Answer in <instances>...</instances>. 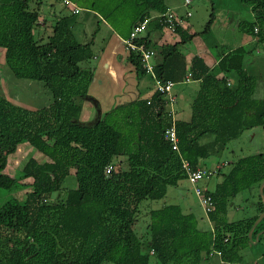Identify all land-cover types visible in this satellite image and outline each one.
Segmentation results:
<instances>
[{"label": "trees", "instance_id": "trees-1", "mask_svg": "<svg viewBox=\"0 0 264 264\" xmlns=\"http://www.w3.org/2000/svg\"><path fill=\"white\" fill-rule=\"evenodd\" d=\"M241 1L253 15L244 31L264 52V0ZM41 5V0H0V68L17 79L42 82L51 96L47 105L28 109L0 94V190L24 189L21 199L14 196L0 205V264H212V248L221 251L223 260L253 264V253L264 246V217L251 234L254 240L263 231L256 242L247 236L263 210L258 186L264 180V151L238 157L227 171H218L220 180L209 189L214 204L205 216L209 226H201L200 217L178 204H164L148 210L141 235L134 229L142 201L162 199L168 186L186 178L181 157L191 167L202 166L243 130H264V97H254L257 78L243 65L248 51L239 46L220 54L214 70L198 56L186 60L179 46L209 32L213 12L199 33L177 27L180 40L173 44L157 47L145 32L135 39L157 53L152 63L156 80L178 84L189 74L198 81L189 119L173 121L178 140L173 151L163 136L172 121L156 89L98 112L93 121L77 122L82 109L77 99L88 98L93 76V36L87 42L76 38L78 13L71 11L52 12L50 33L45 39L36 36ZM118 5L132 9L127 22L100 14L95 5L89 8L111 17L115 29L121 24V38L128 37L136 21L167 9L164 0H117L113 10ZM126 61L137 78L146 74L138 53L128 52ZM21 143L46 156L26 160L20 177L28 182L5 172L8 157ZM70 174L75 185L63 188ZM60 192L61 201L55 199ZM243 192L253 213L229 220V202Z\"/></svg>", "mask_w": 264, "mask_h": 264}, {"label": "rangeland", "instance_id": "rangeland-1", "mask_svg": "<svg viewBox=\"0 0 264 264\" xmlns=\"http://www.w3.org/2000/svg\"><path fill=\"white\" fill-rule=\"evenodd\" d=\"M73 1L82 7L95 5V9L100 14L104 15V13H109V16L114 18L123 17L124 22H127L132 16V9L130 8L129 10V7L126 6L122 7L118 5V7L113 10L112 7L117 3V0H106L108 1L107 3L104 0ZM109 2H111V4H109ZM165 3H175V5L178 6V11H174L179 15H184L186 11H189L191 15L183 20L186 23H189L190 31L198 33L203 30L210 12H213L215 15H218L219 13L222 15L227 14V11H221V8H225L229 11L231 19L238 17L240 20H250V7L244 4L241 0H191L188 6L183 5V0H165ZM41 4L38 19L39 24L35 29V34L36 36H42V38L45 39L51 31V24L54 17L52 12H61L68 15L70 14V9L65 8L61 0H41ZM85 14V11H82L75 15L77 25L75 26L74 31L76 38L81 42H87L93 36L92 50L94 58L90 60L93 76L88 88V98L77 99V103L82 105V109L76 119L79 123L93 121L98 112L101 115L104 111L120 104L121 102L119 100H121L122 97L118 94L122 82H125L123 87L126 91L129 90L128 88L130 87V76L126 65L128 64L126 61L127 51L116 35V33H120L122 25L116 23V26H118L116 30L114 25L110 23L111 20L109 18L111 17L107 18V20L101 16L99 21V19H96L93 15L88 24L82 20V16ZM106 24L110 25L111 29ZM96 28H98L97 32L92 35ZM125 29L126 28H123L122 35L126 34ZM163 29L170 32L165 27H163ZM215 31L219 30L216 29ZM219 32L223 34L221 38L225 37L223 39L228 44L236 40L237 43L241 41L239 31H231V29L228 28L224 32ZM219 32L217 33L218 35ZM217 34L214 37L213 32H207L199 38L200 40H203V42H212L216 53H219L222 47L218 46L221 39ZM168 36L170 35L168 34ZM183 47L184 48H181L182 50L185 48H193V44L188 42L185 43ZM257 54L264 56L262 50ZM253 55L256 54L254 52L248 53L250 61L254 60L253 57H251ZM150 61L153 63L154 58L152 57ZM262 61L264 62V58H262ZM254 67L255 65L252 66V69H254ZM262 75V77L258 76L257 88L254 93V97L256 98L264 97V64ZM182 86L184 87V85ZM182 86L179 85V87ZM192 86L195 88L194 84L189 85V87ZM128 92L123 94V96H129ZM0 94L7 100H10L13 104L28 109H37L45 106L51 98L49 90L43 86L42 82L28 79H17L5 67L2 69L0 68ZM117 96L121 98L118 99L119 97ZM262 151H264V130L259 126H256L243 130L237 138L230 140L226 144V148L220 156H212L202 161L201 165L205 168H213L216 165L225 164L221 168V172H225L230 167L231 162L236 158L256 154ZM30 156H33L39 161H44L46 159V156L30 147L27 143H21L17 146L15 153L8 157L5 172L11 177L20 179L21 182H28L29 179L20 176L21 169ZM121 159L122 157L115 158L114 164H117ZM218 180H220V177L219 175H216L207 183L205 182L203 186L207 189H212ZM74 185L75 179L73 175L70 174L64 179L62 187L70 188ZM23 193L24 189L16 191L0 190V205L5 200L14 196L21 199ZM63 194V192H60L55 199L61 201ZM242 194H244V192L230 200L227 213V218L229 220H237L242 217L250 216L253 213V207L250 200H245ZM164 204H178L184 211H191L196 216L200 217L202 219L200 222L202 224H200L201 226L207 227L210 225L205 219V215L193 194L191 186L185 179H181L176 186L167 187V192L162 199L145 200L141 202L139 206L141 212L134 227L138 235H141L145 230V225L148 221V210L150 208H158ZM260 248L262 250L261 253H253V264H263L264 246L262 245ZM261 256H263V258ZM247 257H249L248 253L244 256V259H247Z\"/></svg>", "mask_w": 264, "mask_h": 264}, {"label": "crops", "instance_id": "crops-1", "mask_svg": "<svg viewBox=\"0 0 264 264\" xmlns=\"http://www.w3.org/2000/svg\"><path fill=\"white\" fill-rule=\"evenodd\" d=\"M71 2L80 8V11L78 12V14L82 11H85L86 14L82 16L83 22L89 24V21H91L92 15L95 16V18L99 19L100 21L101 15L98 12L88 8L89 6L82 7V6L77 5L76 2H74L73 0H71ZM164 5L166 6V8H170L173 11L175 10L176 12L178 11V6L175 5V3L168 4V3H165V0H164ZM222 10H226L227 14L226 15H222L220 13L218 15L214 14V19L210 25L209 32H213V36L215 37L219 31L224 32L226 29L230 28L231 31H239V34L241 35L240 42L237 43V40H236L228 44L223 39L225 37L221 38L223 34L219 32V35L218 34L217 35L220 37L221 40L218 43V46L222 47L219 53H216L212 42H203V40H200L199 37H202L201 35H195L191 39H189L187 42H185V43L189 42L193 44V48H185L182 50L181 48H184L183 45L185 44L183 43L179 46V49L181 50L182 53H184L187 61H189L191 57L193 56H198L209 67V69L214 70L217 68V61L219 59L220 54L226 53L227 51L232 50L236 47L243 46L248 51V53L254 52L256 54V55L251 56L253 57L254 60L250 61L249 59L250 57L248 56V53H247L244 56L243 65L247 73L255 76L258 81V76H261V77L263 76L262 70H263L264 62L262 61V58H264V56L262 55L260 56L259 54H257V53H260L261 48H260V45L256 43L255 37H253L251 34H247L244 31L245 29L244 24L250 23L251 21H253V15H252L251 10H250V20L248 21H245L242 19L240 20L238 17L231 19V17L229 16V11L225 8H221V11ZM154 15L155 14H152L151 16H154ZM106 25L111 29L110 25L108 24ZM189 26H190L189 23L183 22V24L181 25V31L182 32L187 31L189 34L198 33L194 31H190ZM97 29L98 28L94 30L93 32L94 34L97 32ZM216 29L219 31H215ZM145 34L148 35V38L151 44H154L157 47H159L162 44H173L180 40V33L168 32L164 30L163 27L162 28L159 27V25L155 21L150 22L149 26H147L145 30ZM168 34L170 36H168ZM116 35L121 41L122 38L117 33ZM153 58H154V62L158 59L157 53L154 54ZM126 65H127V69H128L129 76H130V87L128 88L129 90L126 91V89L123 87L125 85V82H122L119 88L120 92L118 94L122 97V99L119 100L121 103L133 101L134 99H136L137 96H140V95L144 97L148 96L155 89L153 85L155 79L150 74L146 73L145 75L137 78L135 76L133 66L130 63ZM253 65H255L254 69H252ZM192 84L195 85V88L194 86L189 87V85H192ZM179 85L181 86L184 85V87L183 86L179 87ZM197 86H198V81H192V80H190L189 82H182V83L175 84L174 89H173V92L176 95V102L174 104V118L175 119H182V120L189 119L190 104L193 99ZM126 92H128L129 96L127 95L123 96V94H125ZM121 97H119L118 99H120ZM184 212H187V211L185 210Z\"/></svg>", "mask_w": 264, "mask_h": 264}, {"label": "built area", "instance_id": "built-area-1", "mask_svg": "<svg viewBox=\"0 0 264 264\" xmlns=\"http://www.w3.org/2000/svg\"><path fill=\"white\" fill-rule=\"evenodd\" d=\"M61 2L65 4L72 13H78L80 11V8L72 3L71 0H61ZM190 2L191 0H183V5L188 6ZM190 15V12L186 11L184 15L181 16L175 13L172 9L167 8L163 12L157 13L154 16H145L135 22L131 31L129 32L128 37L122 38V44L127 53L134 52L140 55V59L146 70V73L150 74L154 78L152 72L153 65L150 61L154 55V51L150 48H146L143 43H136L135 39L144 34L149 22L152 20L157 21L170 32H175L177 27H181L183 22H185L183 19L188 18ZM256 30L257 29L254 28V31ZM189 81L190 77L189 74H187L183 82ZM175 84V82L170 80L166 82H160L155 79L154 81V87L156 91L160 92L164 96L165 108L172 121L171 125L164 130V139L170 144L171 150L178 151V140L173 124V121L175 120L174 104L176 102V95L173 92ZM227 84H229V82H227ZM180 163L181 168L186 176V181L191 186L193 194L196 197L203 214L207 216V214L213 210L214 204L212 196L209 193V189L203 186V184L214 178L218 174V171L221 170L222 166L225 164L216 165L213 168H205L202 166L191 167L188 161L182 157L180 158ZM110 169V165L106 166L105 173L108 174ZM208 258L212 264H244L237 261L223 260L221 258V251L213 248L209 251Z\"/></svg>", "mask_w": 264, "mask_h": 264}, {"label": "water", "instance_id": "water-1", "mask_svg": "<svg viewBox=\"0 0 264 264\" xmlns=\"http://www.w3.org/2000/svg\"><path fill=\"white\" fill-rule=\"evenodd\" d=\"M263 186H264V180L261 181V183L259 184L258 186V194L261 198V201L263 203V210L259 213V215L257 216V218L254 220V222L252 223L248 233H247V236L249 238V240H251L253 243L256 242V239H257V236L258 234L262 233L263 231H260L254 238V240H252V237H251V234H252V231L254 229V227L257 225V223L264 217V193H263Z\"/></svg>", "mask_w": 264, "mask_h": 264}]
</instances>
